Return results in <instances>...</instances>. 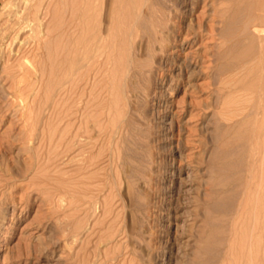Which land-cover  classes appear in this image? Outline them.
<instances>
[{
  "label": "rangeland",
  "instance_id": "rangeland-1",
  "mask_svg": "<svg viewBox=\"0 0 264 264\" xmlns=\"http://www.w3.org/2000/svg\"><path fill=\"white\" fill-rule=\"evenodd\" d=\"M48 1L34 41L31 26L17 40L18 24L8 29L24 0H0V264H264V72L247 64L256 40L241 49L253 73L234 65L246 78L227 51L245 38L237 32L248 11L260 4L264 13V0H224L228 11L213 23L214 6L226 7L220 0H151L164 14L156 26L168 30L157 28L166 35L158 30L151 49L143 25L129 32L144 1L110 0L116 31L102 23V5L93 22L117 39L112 75L85 67L70 91L72 0ZM23 54L33 74L18 65Z\"/></svg>",
  "mask_w": 264,
  "mask_h": 264
},
{
  "label": "bare ground",
  "instance_id": "bare-ground-1",
  "mask_svg": "<svg viewBox=\"0 0 264 264\" xmlns=\"http://www.w3.org/2000/svg\"><path fill=\"white\" fill-rule=\"evenodd\" d=\"M46 1H48V0H24V4H23V6L21 7L22 9H19L20 10V12L21 11H23V12H14L15 14H14V19L12 20V18L13 17H11V20H12V22H11V25L9 24V26H10V28H8V29H13L14 27H15V25L16 24H18V29H17V31L15 32L16 34H14V38L16 39L17 38V36H18V34L20 33V31H23V30H26V28H29V26H31V29H32V31L33 32H35V38L33 37V39H34V41L36 40V33L38 34V30H40L39 29V25H40V16H39V14H40V12L42 11H44V10H46L45 12V14H47V11H48V13H50L49 12V10H47V9H45V7L48 5L49 6V4L47 3L46 4ZM61 1V3H62V0H60ZM101 1H103V0H72L71 2H66L65 3V5L67 6V5H70V10H69V8H67L66 7V9L67 10H69L70 11V13H71V15H70V13L68 12V14L70 15V20H69V22H67L66 21V23H68V24H66V31H67V33H68V35H67V38H66V40L68 39V41L66 42V80H64V81H66V86H68L69 85V91L70 90H74L75 89V87H73L74 85H75V81L77 80V79H79V81H84V77L86 78V75H88V73H90L87 69H89L88 67H94V66H96V64H98L99 65V67H104L103 69H105L106 70V72H107V70L109 71V75L111 76L112 75V71L114 70V67H115V62L118 60L117 59V56H118V54L116 53L117 51H116V45H117V43H116V38H114L113 36H106V34H107V32H105V31H103L102 33H100L99 32V30L100 29H97L96 30V27L97 26H95L94 24L96 23H94L93 21L95 20V17H97V15H99V17H100V12H101V5L103 6V9H104V16H102V18H103V21L104 22H102V23H104V26L106 27V29H107V31L108 32H112L114 29H115V31H116V27L114 28V26L115 25H113V22H114V19H117L116 17H117V15H114V4L112 3V1H110V0H104L103 2H101ZM138 0H136V2H137ZM144 1V3L143 4H145V5H143L142 3V7L144 6L145 8H144V14L142 13V16H143V18L141 19L140 17H137V18H135L134 19V21H133V26L132 27H130V29H129V32L130 33H133L134 31L135 32H138V31H136L137 29H139V28H141L142 27V25H143V27L145 28V29H143V28H141V30L143 29L144 30V33L146 32L147 34H144V33H141V31L139 32L140 34H144V36L146 35L147 36V38H146V41H147V43L145 42V41H143V42H145L146 44H147V48H148V45L150 44V43H152V47H155L154 46V43L153 42H155L156 40L155 39H157L158 38V35H156L158 32V30L159 29H157L158 27H160V26H156V24L157 23H161L162 24V21L160 20L161 18H162V16L164 15L163 14V12L161 11L162 10V8L161 9H159V7H157V5L158 4H156L155 5V2H151V0H149V2L148 1H146V0H143ZM146 1V2H145ZM155 1V0H154ZM161 1V0H160ZM167 1V0H166ZM171 1V0H170ZM176 1V0H175ZM199 1H201V2H205V4H207V1L208 0H197V2H199ZM221 2H222V4L224 3V0H220ZM233 1V0H232ZM235 1H237V0H235ZM234 1V3H236ZM238 1H240V0H238ZM244 1H247V0H244ZM253 1V0H252ZM257 1V0H256ZM255 1V2H256ZM259 1H263V0H259ZM48 2H52V1H48ZM133 2V1H132ZM141 2V0H139V3ZM163 2V1H162ZM213 2V1H212ZM248 2H249V0H248ZM67 3H70V4H67ZM161 3V2H160ZM230 3H232V2H230ZM238 3H240V2H238ZM242 3V2H241ZM240 3V4H241ZM251 3V2H250ZM253 3V2H252ZM259 3H261V2H259ZM262 3H264V2H262ZM131 4V3H130ZM164 4V3H163ZM162 4V5H163ZM170 4V3H169ZM175 4V3H174ZM233 4V3H232ZM239 4V5H240ZM244 4V3H243ZM46 5V6H45ZM60 5V4H59ZM62 5H63V3H62ZM134 5V4H133ZM138 5V4H137ZM182 5V4H181ZM218 5H220V3H218L217 5H215L214 6V8L215 9H213L214 10V13H213V15H212V18L211 19H213V20H211V22L213 23V22H215L214 20H215V18L217 17V16H223L224 17V15L226 14V12L228 11V10H226V8L228 7V6H226L225 4H223V7L224 6H226L225 8H221L222 7V5H221V9H219L218 7ZM238 4H236V6H237ZM252 5V4H251ZM254 5V4H253ZM257 4H255L253 7H252V11H248V13H247V16H245V19L243 20L241 17V19L243 20L242 22V25H239L238 27H240L239 28V31L237 32V35L238 34H244L245 35V38H242V39H244V40H242V39H237V44L236 43H234V45L233 46H236V47H234V48H232V46H230L231 47V51L228 49L227 51H228V54H232V55H234L235 56V62H234V60H232L233 62V64H231L232 65V67L235 65V63H236V65L235 66H237V64L243 69V71L244 70H250L248 67H247V69H246V67L244 68V66H245V60H246V58H245V54L247 53V51H243L244 53H242V50H249L250 49V47L252 48L251 50H252V52H250V53H252V54H254V55H252V56H250L251 54H249V58L247 59L248 60V62H247V64L249 65V63H250V65H251V63H252V65H253V67L252 66H250V67H252V69L253 68H255L256 67V69L258 70V72L257 73H259V75H257L255 72V75H257V76H259V78H261L260 76V72L261 73H263L264 72V25L263 24H260V23H258L257 22V20H258V18L261 16V18L263 19L264 17L262 16V14H261V12L263 11V9H261L260 8V4H259V7H258V5L256 6ZM47 6V7H48ZM135 6V5H134ZM139 6V5H138ZM173 6V5H172ZM203 6V5H202ZM261 6H262V4H261ZM46 7V8H47ZM140 7V6H139ZM162 7V6H161ZM164 7V6H163ZM211 7H212V5H211ZM238 7V6H237ZM247 7V6H246ZM249 7V6H248ZM248 7H247V9H248ZM263 7V6H262ZM49 9L51 8V7H48ZM135 8V7H134ZM141 8V7H140ZM231 8H232V6H231ZM235 8V7H234ZM251 8V7H250ZM254 8V9H253ZM264 8V7H263ZM142 9V8H141ZM140 9V10H141ZM176 9V8H175ZM228 9V8H227ZM116 10V9H115ZM132 10V9H131ZM164 10V9H163ZM172 10V9H171ZM243 10V9H242ZM117 11V10H116ZM115 11V12H116ZM165 11H166V9H165ZM230 11V10H229ZM259 11V12H258ZM52 12V11H51ZM135 12H137L136 10H135ZM134 12V13H135ZM141 12V11H140ZM142 12H143V10H142ZM167 12V11H166ZM173 12V11H172ZM232 12H234V11H232ZM244 12V11H243ZM44 13V12H43ZM43 13H41V14H43ZM132 13V12H131ZM174 13V12H173ZM235 13V15L233 14L232 16H236L237 14H238V12H234ZM239 13H240V11H239ZM260 13V14H259ZM263 13V12H262ZM163 14V15H162ZM170 14H172V13H169L168 15H170ZM230 14H232V13H230ZM48 15V14H47ZM135 15V14H134ZM240 15H242L241 13H240ZM245 15V14H244ZM243 15V16H244ZM263 15H264V13H263ZM25 16V17H24ZM172 17H173V14L171 15ZM23 17V18H22ZM43 17H44V15H43ZM168 17V16H167ZM166 16H165V18H167ZM201 17V16H200ZM227 17V16H226ZM229 17V16H228ZM238 17V16H237ZM24 18H26V19H24ZM131 18V17H130ZM134 18V17H133ZM244 18V17H243ZM260 18V19H261ZM21 19H24V20H21ZM41 19H42V17H41ZM164 19V16H163V18H162V20ZM183 19V18H182ZM198 19H200V18H198ZM217 19V18H216ZM228 19V18H227ZM227 19H225V20H227ZM236 19V18H235ZM235 19H234V22H235ZM237 19H239V18H237ZM100 20V19H99ZM131 20H133L132 18H131ZM161 22H160V21ZM176 20V19H175ZM178 20V19H177ZM219 20V19H218ZM217 20V22H219ZM222 20V19H221ZM96 21V20H95ZM130 21V20H129ZM156 21H158V22H156ZM172 21V20H171ZM192 21V20H191ZM190 21V22H191ZM228 21H231V20H227V22ZM239 21L241 22V20L239 19ZM262 21V20H261ZM33 22H35V26H34V23ZM41 22H42V20H41ZM100 22H101V20H100ZM100 22H98V23H100ZM164 22V21H163ZM168 22V21H167ZM216 22V23H217ZM98 23H96V24H98ZM212 23H210V28H209V34H211V32H213V30H214V25H212ZM220 23V22H219ZM224 24H225V22H223ZM41 24H44V23H41ZM172 24V23H171ZM8 25V24H7ZM100 24H98V26H99ZM141 25V26H140ZM203 25V24H202ZM219 25V24H218ZM228 25V24H227ZM231 25V24H230ZM233 25H235V24H233ZM9 26H7V27H9ZM101 26V25H100ZM189 26V25H188ZM217 26V25H216ZM220 26V25H219ZM225 26H226V24H225ZM6 27V28H7ZM15 27V28H16ZM41 27V26H40ZM138 27V28H137ZM162 27V26H161ZM163 27H164V25H163ZM162 27V28H163ZM167 27V26H166ZM169 27V26H168ZM167 27V28H168ZM171 27V26H170ZM222 27V26H221ZM230 27V26H229ZM135 28H137L136 30H135ZM160 29L159 31L161 32L163 29ZM180 28V27H179ZM4 29H5V27L2 29L3 30V32L2 33H4V35H5V32H7V31H4ZM103 30H104V28H102ZM166 29V28H165ZM164 29V31H168L167 29L165 30ZM169 29V28H168ZM191 29H193V28H191ZM196 29V28H195ZM208 29V28H207ZM226 28H224V30H225ZM227 29H228V27H227ZM226 29V30H227ZM231 29V28H230ZM235 29V28H234ZM29 30V29H28ZM172 30V29H171ZM198 30V29H197ZM8 31H10V30H8ZM15 31V30H14ZM98 31V32H97ZM195 31V30H194ZM24 32V31H23ZM26 32V31H25ZM40 33L42 32L41 30L39 31ZM134 32V33H135ZM222 32V31H221ZM228 32H230V30L229 31H227V34H228ZM39 33V34H40ZM66 33V34H67ZM106 33V34H105ZM161 33H163L164 35H166L165 34V32H161ZM186 33V32H185ZM214 33H215V30H214ZM224 33V32H223ZM11 34V33H10ZM38 34V35H39ZM71 34H75V35H71ZM103 34H105V35H103ZM175 34H177L176 32H175ZM174 34V35H175ZM199 34V33H198ZM197 34V35H198ZM12 35H13V33H12ZM11 35V36H12ZM109 35V34H108ZM112 35H114V34H112ZM167 35H168V33H167ZM179 35V34H178ZM206 35V34H205ZM207 35H208V32H207ZM213 35V34H212ZM217 35V34H216ZM233 35V34H232ZM244 35H241V37H243ZM41 36V35H40ZM131 36V35H130ZM143 36V37H144ZM156 36H157V38H156ZM161 36V35H160ZM163 36V35H162ZM169 36H171V35H169ZM168 36V37H169ZM183 36H184V34H183ZM182 36V37H183ZM195 36V35H194ZM203 36V35H202ZM211 36V35H210ZM228 37L230 36L229 34L227 35ZM3 37V36H2ZM19 37V36H18ZM69 37H71V38H69ZM142 37V38H143ZM167 36H166V39H169ZM217 37V36H216ZM220 37V36H219ZM21 38V37H20ZM39 38H41V37H39ZM215 38V37H214ZM227 38V37H226ZM235 38V37H234ZM233 38V39H234ZM19 39V38H18ZM45 39V38H44ZM43 39V40H44ZM116 39V40H115ZM159 39V38H158ZM197 39V38H196ZM221 39H223V38H221ZM225 39V38H224ZM223 39V40H224ZM229 39H230V37H229ZM229 39H228V41H229ZM232 39V38H231ZM17 40V39H16ZM21 39H19V41H20ZM27 40V39H26ZM26 40H24L23 42H25ZM41 40H42V38H41ZM41 40H39V42L41 41ZM143 40V39H142ZM155 40V41H154ZM217 40H219L218 38H217ZM235 40H236V38H235ZM249 41V42H251V44H252V40H253V42L256 40V45H255V47L253 48V46H250L246 41ZM19 41H17V42H19ZM29 41V40H28ZM32 41V40H31ZM37 41H38V39H37ZM127 41V40H126ZM227 41V42H228ZM22 42V43H23ZM33 42V41H32ZM39 42H37L38 43V45L40 46V43ZM43 42V41H42ZM47 42L48 41H46V44H47ZM134 42H136V41H134ZM160 42H162V41H160ZM159 42V43H160ZM164 42V41H163ZM163 42L161 43L162 45H163ZM221 42V41H220ZM227 42H223L222 43V46H223V44L225 43H227ZM232 42H234V41H232ZM259 42V43H258ZM10 43H12L11 41H10ZM22 43H21V46H23L22 45ZM139 43V42H138ZM156 43H157V41H156ZM155 43V44H156ZM165 43H166V41H165ZM164 43V44H165ZM219 43V42H218ZM231 43V42H230ZM247 43V44H246ZM24 44V43H23ZM29 44V43H28ZM32 43H30V45H31ZM49 44V43H48ZM51 44V43H50ZM49 44V45H50ZM141 45H142V43H140ZM146 44H145V46H146ZM161 44H159L160 45V47H163V46H161ZM221 44V43H220ZM229 44V43H228ZM236 44V45H235ZM25 45V44H24ZM27 45V44H26ZM34 45H35V43H34ZM139 45V44H138ZM144 45V44H143ZM232 45V44H231ZM246 45H249L250 47H246ZM29 46V45H28ZM32 46H33V44H32ZM151 45H149V48L151 49V47H150ZM225 46V45H224ZM228 46V45H227ZM26 47V46H25ZM35 47V46H34ZM33 47V48H34ZM41 47L43 48L44 47V45L42 46L41 45ZM157 47H158V45H157ZM165 47V46H164ZM230 47H228V48H230ZM239 47H241L240 48V50L238 49ZM30 48V47H29ZM46 48V47H45ZM45 48H44V50H45ZM147 48H145L146 50H147ZM156 48V47H155ZM223 48H225V47H223ZM222 48V49H223ZM249 48V49H248ZM21 49H23L22 47H21ZM28 49V48H27ZM35 49V48H34ZM33 49V50H34ZM39 49V48H38ZM143 49V48H142ZM158 49H160L159 47H158ZM226 49V48H225ZM233 49H234V51H233ZM242 49V50H241ZM18 50V49H17ZM32 50V49H31ZM36 51L35 52H37V49H35ZM224 50V49H223ZM23 51H24V49H23ZM27 51H29V50H27ZM140 51V50H139ZM142 51V50H141ZM226 51V52H227ZM30 52V51H29ZM29 52H28V54L27 55H29ZM33 52V51H32ZM40 52V51H39ZM226 52H225V54H226ZM20 53V52H19ZM25 53V52H24ZM34 53V52H33ZM223 53V52H222ZM22 54V53H21ZM35 55H36V53H34ZM33 54V55H34ZM224 54V53H223ZM227 54V55H228ZM248 54V53H247ZM247 54H246V56H247ZM26 55V56H27ZM44 55V54H43ZM117 55V56H116ZM23 56L25 57V54H23ZM31 56V55H30ZM37 56H38V54H37ZM221 56H222V54H221ZM34 57H36V56H34ZM60 58L62 57V55L61 56H59ZM250 57H252V59L250 58ZM23 58V57H22ZM31 58H33V57H31ZM39 58H40V56H39ZM41 58H43V57H41ZM16 59V58H15ZM30 58H28V56L27 57H25V61L21 64V62L20 63H18V65L20 64V66H21V70H24V72H26L27 74H33L34 72H36V67H37V65L34 63L33 64V59H30ZM117 59V60H116ZM243 59H245L244 61H242ZM32 60V61H31ZM61 60H63V59H61ZM60 60V61H61ZM230 60V59H229ZM34 61H35V59H34ZM37 61H39V60H37ZM62 62V61H61ZM129 62V61H128ZM204 62V61H203ZM206 62V61H205ZM227 62H229V61H227ZM117 63V62H116ZM131 63L129 62V65H130ZM225 64H226V62H225ZM228 64V63H227ZM226 64V65H227ZM36 65V66H35ZM41 65V64H40ZM125 66H127V65H125ZM233 67V71H235L236 70V73H238V74H240L238 71H239V69L240 70H242L240 67H239V69H238V71H237V68L238 67ZM85 67L87 68L86 70H85ZM90 67V70H92L93 71V69ZM132 67V65H130V67L128 66V68L130 69ZM223 68H224V66H222ZM227 67V66H226ZM83 68H84V70L85 71H83ZM101 68H100V70H101ZM228 68V67H227ZM234 68H235V70H234ZM40 69H41V66H40ZM62 69V68H61ZM97 69H98V67H97ZM97 69H95V67H94V70H97ZM127 69V68H126ZM125 69V70H126ZM133 69H135V67L133 66V68H132V70ZM195 69V68H194ZM231 69V68H230ZM229 69V70H230ZM251 69V70H252ZM116 70V69H115ZM184 70V69H183ZM204 70V69H203ZM232 70V69H231ZM247 70V73H249V74H251L250 73V71H248ZM40 71V70H39ZM61 71V70H60ZM87 71V72H86ZM104 71V70H103ZM232 71V72H233ZM242 71V72H243ZM253 71L254 70H252L251 72L253 73ZM41 72H43V71H41ZM94 72H96V71H94ZM98 72V71H97ZM100 73H101V71H99ZM98 72V73H99ZM105 72V71H104ZM131 72V71H130ZM195 72V71H194ZM193 72V73H194ZM231 72V73H232ZM44 73V72H43ZM61 73H63V72H61ZM103 73V72H102ZM23 73H21V75H22ZM105 74V73H104ZM107 74V73H106ZM248 74V75H249ZM264 74V73H263ZM263 74H262V76H263ZM20 75V76H21ZM95 75V74H94ZM108 75V76H109ZM241 75V74H240ZM246 75V74H245ZM18 76V79L20 80V78H19V75H17ZM110 76H109V78H110ZM242 76V75H241ZM253 76H254V74H253ZM252 76V77H253ZM116 77V76H115ZM230 77H232V75L230 76ZM234 77V76H233ZM232 77V78H233ZM246 78L245 76H242V78ZM248 77V76H247ZM35 78V77H34ZM62 78V77H61ZM257 78V80L258 81H260V79L258 78V77H255V79ZM21 79H23V78H21ZM25 79V78H24ZM80 79H82V80H80ZM107 79V78H106ZM114 79H116V78H114ZM231 79V78H230ZM236 79V78H235ZM252 79V78H251ZM27 80V79H26ZM38 80V79H37ZM109 80H111V78L109 79ZM238 80V79H237ZM242 80H246V79H242ZM78 81V80H77ZM82 81V82H83ZM113 80H111V82H112ZM230 81V80H229ZM232 81H234V80H232ZM26 82V81H25ZM61 82H63V80L61 81ZM106 82H108L107 80H106ZM114 82H115V80H114ZM238 82L239 81H237L236 83H237V85H238ZM245 82V81H244ZM257 82V81H256ZM15 83H17V80L15 81ZM21 83V82H20ZM20 83H18V84H20ZM64 83V82H63ZM109 83V82H108ZM228 83V82H227ZM234 83V82H233ZM252 83V82H251ZM255 83V82H254ZM257 83H259V82H257ZM25 84V83H24ZM26 84H29V83H26ZM71 84L73 85V86H71ZM112 84V83H111ZM113 84H116V83H113ZM260 84V83H259ZM15 85H17V84H15ZM30 85V84H29ZM28 85V87H31V86H29ZM80 84H78V86H79ZM229 85H230V83H229ZM236 85V86H237ZM255 85H257L256 83H255ZM21 85H19V86H16V90L14 89V96L16 97V98H20L21 99V101L23 100V95H22V92H23V88H21L20 87ZM27 86V85H26ZM111 86V85H110ZM113 86V85H112ZM112 86H111V88H112ZM23 87V86H22ZM25 87V86H24ZM70 87H72V89H70ZM86 87V86H85ZM235 87V86H234ZM14 88H15V86H14ZM80 88H83V86L82 87H80ZM113 88H115L114 86H113ZM112 88V89H113ZM238 88V87H237ZM237 88H235V89H237ZM242 88V87H241ZM30 89V88H29ZM111 89V90H112ZM21 90H22V92H21ZM26 90V89H25ZM31 90V89H30ZM66 91H68V88L66 87ZM68 91V93L69 94H71L70 92ZM247 91V90H246ZM82 92V91H81ZM80 91H79V94L81 93ZM110 92V91H109ZM78 93V92H77ZM83 93V92H82ZM78 94V95H79ZM81 95V94H80ZM71 97V96H70ZM14 98V97H13ZM15 98V99H16ZM15 101H17V100H15ZM23 105V104H22ZM24 106V105H23ZM26 110V109H25ZM204 114V113H203ZM260 132V131H259ZM255 134H257V132L255 133ZM259 134H261V132L259 133ZM34 135V134H33ZM32 135V136H33ZM254 138H256L255 136H254ZM34 139H36V138H34ZM32 140V139H31ZM255 140V139H254ZM255 142V141H254ZM33 143V142H32ZM260 144V143H259ZM259 144H258V141H256L253 145L254 146H252L253 148H255L254 149V153H256L257 151H255L256 150V148H257V146H259ZM256 146V147H255ZM261 147V146H260ZM259 147V148H260ZM252 148V149H253ZM260 150V149H259ZM260 156V155H259ZM5 158V157H4ZM4 162V161H3ZM38 162V161H37ZM8 163V162H7ZM16 163H17V161H16ZM4 164H6V163H4ZM3 164V165H4ZM31 164V163H30ZM34 164V163H33ZM15 165V164H14ZM13 165V166H14ZM35 165V164H34ZM13 168V167H12ZM17 168V167H16ZM29 168V167H28ZM7 169V168H6ZM15 169V168H14ZM28 170V169H27ZM29 171V170H28ZM32 171V170H31ZM1 172V171H0ZM4 172V171H3ZM12 172H13V170H12ZM6 173V172H5ZM10 173H11V171H10ZM35 173V172H34ZM3 174V173H2ZM253 173H251V175H252ZM5 175V174H4ZM10 175H12V174H10ZM15 176H16V174H15ZM15 176H14V174H13V177L12 178H15ZM4 177H6V178H8L7 176H4ZM19 177V176H18ZM52 177V176H51ZM56 177V176H55ZM254 177V176H253ZM25 178V177H24ZM29 178V177H28ZM61 178V177H60ZM60 178H58V179H60ZM9 179H11V178H9ZM23 179V178H22ZM42 179H43V177H42ZM52 179V178H51ZM57 179V178H56ZM17 180H18V178H17ZM12 181L13 183H15L16 182V184H17V182L18 181ZM27 180V179H26ZM34 180V179H33ZM44 180V183L46 182L45 181V179H43ZM43 180H41V181H43ZM49 180V179H48ZM6 182H5V184L7 185V187L8 186H10V180H5ZM23 181V180H22ZM32 181V180H31ZM36 181V180H35ZM12 182H11V184H12ZM30 182V181H29ZM28 182V183H29ZM34 182V181H33ZM48 182V181H47ZM64 182V181H63ZM249 182V181H248ZM60 183V182H59ZM62 183V182H61ZM24 184H26V183H24ZM33 184V183H32ZM37 184V183H36ZM250 184V183H249ZM1 185V184H0ZM13 185V184H12ZM27 185V184H26ZM48 185V184H47ZM19 186V185H18ZM28 186V185H27ZM63 186H64V184H63ZM13 187V186H12ZM11 187V188H12ZM15 187H17V186H14V188ZM31 187H32V185H31ZM34 187V186H33ZM1 188V187H0ZM61 188V187H60ZM27 189V188H26ZM33 189V188H32ZM31 190V189H30ZM11 191V190H10ZM5 192V191H4ZM13 192V191H12ZM3 193V192H2ZM12 196V195H11ZM230 264V263H229Z\"/></svg>",
  "mask_w": 264,
  "mask_h": 264
}]
</instances>
